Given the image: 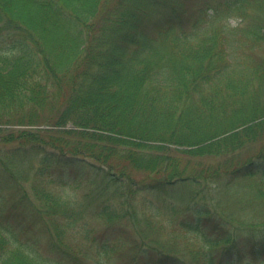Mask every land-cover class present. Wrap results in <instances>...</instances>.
Masks as SVG:
<instances>
[{
	"label": "trees",
	"instance_id": "16d2710c",
	"mask_svg": "<svg viewBox=\"0 0 264 264\" xmlns=\"http://www.w3.org/2000/svg\"><path fill=\"white\" fill-rule=\"evenodd\" d=\"M66 170L95 183L81 202L57 188ZM139 177L159 196L143 217ZM92 213L110 222L96 252L82 222L84 249L63 245ZM116 220L136 239L104 260ZM121 257L264 264V0H0V264Z\"/></svg>",
	"mask_w": 264,
	"mask_h": 264
},
{
	"label": "rangeland",
	"instance_id": "374dc122",
	"mask_svg": "<svg viewBox=\"0 0 264 264\" xmlns=\"http://www.w3.org/2000/svg\"><path fill=\"white\" fill-rule=\"evenodd\" d=\"M235 22H236V20L230 21V23L233 25H235L234 24ZM67 126H71V125L67 124ZM27 129H29V128H27ZM13 130H23V128L15 127V128H13ZM13 145H16V143ZM38 154H40V153H38ZM40 155H37L34 157H40ZM39 163H40V161H37L36 159H34L33 163H31L30 165L37 166ZM25 166H26V164H25ZM57 173H58V175L56 178L61 176V178L59 180V187L57 186V188H58V190H60L61 194L66 195L69 200H74L75 202H78V201L81 202L88 194L91 193V184H93L95 186V183L91 180V177H89V179L86 180L82 184L77 180L76 176H75V180H74V176H73L72 172L69 170H66L64 172H57ZM153 180L156 183H157V181L160 183L159 177L153 178ZM150 181L151 180L146 179V177H144V178L139 177V178L134 179L133 186L138 191L136 198H135V203H136V207H137L138 212L140 213L141 217H143V214H145V212L150 210V208L148 206V203L150 201L157 202V203L159 202V200H158L159 196L151 193V190L154 188L151 189V184H150L151 182ZM70 182H73L70 185L71 188H69V186L67 185ZM55 188H56V185H55ZM86 201L84 202V205L86 204ZM87 207H89V205H87ZM146 215H148V213ZM85 216L86 217L82 218L81 221L78 223V225L76 224L75 226H72L70 228V231H67L64 234V237L61 239V241H62L63 245H69L70 247H73V251H75V250L77 251L78 249H84V246L79 245L80 243L85 242L86 240H89V239L91 240L95 237H98V243H96L95 245L90 247L91 252L94 253L100 247V242L103 238L102 235L104 234V233L103 234L101 233L104 230L103 228L110 225V222L105 221L103 219V217L97 216L93 213L87 214ZM176 219L177 218H175V221H176ZM58 221L54 220V219H50L47 222V225L58 226V225H60V223L64 222V220H58ZM81 222L83 223L82 225L86 228L85 230L89 231L90 229H93L96 234L92 235V233H91L85 240V238H83V236H82V231L80 230L81 228L79 227ZM231 225L233 226V228H236V226L234 224L228 223L222 231H230L232 229ZM175 227L177 228L176 223H175ZM212 227H213L212 224L207 225V229L205 230V234L207 237L209 236V233L212 231ZM113 228H114V233L110 234L105 239L107 242L106 248L103 249L102 253H98L101 258L104 257L103 258L104 260L111 259L112 257L116 256L120 251H123V252L125 251L126 253H124V255L128 256L130 254L131 250L129 249L130 247L127 244H129L131 246V244L136 239V236L133 234L135 229H132V226H129L127 223H125L124 220H120V221L116 220L115 226ZM35 231H38L36 233L37 237L44 238V235H47L44 232V230H41L38 226H35ZM163 235H165V237L169 236L166 232H163ZM215 235H216V228L210 233V237L212 238ZM119 236H120L121 240H125V241H123V242H125V245L122 248H120ZM224 239H225V237H223L221 239V242ZM183 240H187L188 241L187 244H184L183 241H181L176 246L178 253L175 252V254L180 255V257H182L186 261H189L190 260V257H188L189 247L190 248H197L200 245L195 238H192V239L184 238ZM51 244H52L51 237L50 238L48 237V239L45 242L38 244V245H40L36 249L38 254H41V255L46 256V257H54L52 254H50V252L48 250V247ZM113 245L117 246L116 249L113 248ZM245 245L246 244H243V245L238 246V247H239V249H243V247ZM247 245H250V244H247ZM224 247H226V246L225 245L219 246L220 249H223ZM180 249H183V250L180 251ZM129 259H131V258H122L121 260H125V261H122L121 263L117 262V264H122L123 262H125L126 264H129L130 263ZM215 259H216V256H215Z\"/></svg>",
	"mask_w": 264,
	"mask_h": 264
}]
</instances>
